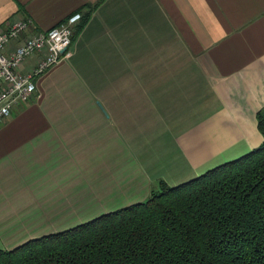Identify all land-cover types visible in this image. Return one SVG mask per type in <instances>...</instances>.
Listing matches in <instances>:
<instances>
[{"label":"crops","instance_id":"crops-1","mask_svg":"<svg viewBox=\"0 0 264 264\" xmlns=\"http://www.w3.org/2000/svg\"><path fill=\"white\" fill-rule=\"evenodd\" d=\"M75 12L88 17L71 54L0 123V249L146 200L159 181H189L263 141L264 0H0V30L28 17L47 30Z\"/></svg>","mask_w":264,"mask_h":264},{"label":"trees","instance_id":"trees-1","mask_svg":"<svg viewBox=\"0 0 264 264\" xmlns=\"http://www.w3.org/2000/svg\"><path fill=\"white\" fill-rule=\"evenodd\" d=\"M82 15L73 38L85 23ZM262 143L141 202L0 249V264H264Z\"/></svg>","mask_w":264,"mask_h":264},{"label":"built area","instance_id":"built-area-1","mask_svg":"<svg viewBox=\"0 0 264 264\" xmlns=\"http://www.w3.org/2000/svg\"><path fill=\"white\" fill-rule=\"evenodd\" d=\"M81 18V13L75 12L57 25L41 30L28 17L11 21L0 30V123L9 117L13 106L33 95L36 77L71 54L73 32ZM12 42L14 47L8 49ZM36 55L35 66L23 72L22 64Z\"/></svg>","mask_w":264,"mask_h":264}]
</instances>
